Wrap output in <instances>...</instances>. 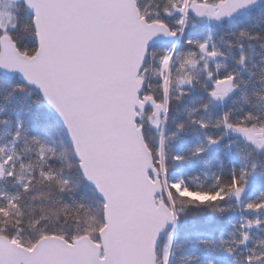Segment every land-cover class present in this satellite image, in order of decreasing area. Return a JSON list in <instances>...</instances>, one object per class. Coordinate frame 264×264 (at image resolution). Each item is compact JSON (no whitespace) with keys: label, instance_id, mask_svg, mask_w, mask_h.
<instances>
[{"label":"snow or ice","instance_id":"1","mask_svg":"<svg viewBox=\"0 0 264 264\" xmlns=\"http://www.w3.org/2000/svg\"><path fill=\"white\" fill-rule=\"evenodd\" d=\"M0 264H264V0H0Z\"/></svg>","mask_w":264,"mask_h":264}]
</instances>
